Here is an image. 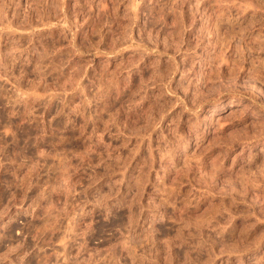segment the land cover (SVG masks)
<instances>
[{"label": "rangeland", "instance_id": "rangeland-1", "mask_svg": "<svg viewBox=\"0 0 264 264\" xmlns=\"http://www.w3.org/2000/svg\"><path fill=\"white\" fill-rule=\"evenodd\" d=\"M0 264H264V0H0Z\"/></svg>", "mask_w": 264, "mask_h": 264}]
</instances>
